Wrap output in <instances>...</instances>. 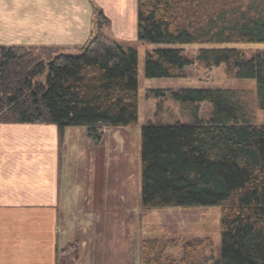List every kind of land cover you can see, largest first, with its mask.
<instances>
[{
    "label": "trees",
    "instance_id": "obj_1",
    "mask_svg": "<svg viewBox=\"0 0 264 264\" xmlns=\"http://www.w3.org/2000/svg\"><path fill=\"white\" fill-rule=\"evenodd\" d=\"M92 31L79 48L0 45V123L53 125L60 135L85 128L98 145L104 128L138 123V56L108 38L110 21L94 0ZM137 41L203 46L188 59L182 49L147 53V79H178L196 63L224 66L228 79L255 82L264 111V50L246 54L230 45H264V0H137ZM173 97L193 117L188 126L141 129V206L220 209V248L196 260L202 243H186L179 260L167 256L175 240H143L142 264H264V125L256 123L249 93L233 89H178ZM212 106L208 121L200 104ZM205 245L212 250L210 241ZM57 264H78L77 243Z\"/></svg>",
    "mask_w": 264,
    "mask_h": 264
},
{
    "label": "rangeland",
    "instance_id": "obj_2",
    "mask_svg": "<svg viewBox=\"0 0 264 264\" xmlns=\"http://www.w3.org/2000/svg\"><path fill=\"white\" fill-rule=\"evenodd\" d=\"M108 20L110 27L104 29L105 35L134 49L138 56V123L134 127L104 128L98 145L91 144L85 128L65 130L66 152H61L64 155L60 176L66 206L60 211V244L66 247L77 243L78 264H142L139 244L154 239L177 241V249L166 251L171 259L179 260L182 245L192 242L202 243L203 247L196 260L215 256L220 248L219 208L146 210L141 206V129L148 124H193L192 115L182 110L173 97L172 93L178 89L246 91L256 123L264 125V111L254 103L255 82L228 79L223 65L206 69L196 63L186 67L178 79H147L144 75L147 53L182 49V55L192 59L203 46L142 44L137 41V32L120 34ZM228 47L246 54L264 50L261 44ZM211 112V104H200L199 117L204 122L210 119ZM207 240L212 250L205 245Z\"/></svg>",
    "mask_w": 264,
    "mask_h": 264
},
{
    "label": "crops",
    "instance_id": "obj_3",
    "mask_svg": "<svg viewBox=\"0 0 264 264\" xmlns=\"http://www.w3.org/2000/svg\"><path fill=\"white\" fill-rule=\"evenodd\" d=\"M94 2L118 33L136 32L137 0ZM91 17L88 0H0V45L79 48L90 38ZM65 130L0 123V264H57L65 248L58 227Z\"/></svg>",
    "mask_w": 264,
    "mask_h": 264
}]
</instances>
